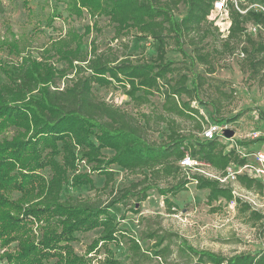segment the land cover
Segmentation results:
<instances>
[{"label":"trees","instance_id":"1","mask_svg":"<svg viewBox=\"0 0 264 264\" xmlns=\"http://www.w3.org/2000/svg\"><path fill=\"white\" fill-rule=\"evenodd\" d=\"M255 1L264 9V0ZM217 2L73 0L71 12L80 15L84 9L90 18H106L114 26L116 39L135 31L155 42V57L132 61L125 56L117 58L96 53L93 47L88 58L81 53L82 43L75 44L73 49L64 44L58 53L66 69L73 72V77L62 89L56 85L55 77L56 74H59L58 78L66 76V70L56 72L33 62L11 71L7 82L0 83V132L7 127L17 130L10 140L2 138L0 141V242L2 246L15 243L17 248L14 255L6 254L7 262L47 264L50 260V264H90L91 259L73 252L72 243L77 240V234L99 230V238L92 242L87 253L94 251L99 243L106 247L116 241L119 232L111 208L126 204L130 198L135 200L134 208L135 203L146 200L148 192L155 191L171 209L174 205L169 197L185 192L190 183L195 184L196 190L207 192L208 205L234 202L239 211L248 213L252 220L264 217L235 196L229 186H222L217 180L197 172L188 175L192 169L180 166V161L188 156L201 167L221 174L229 165L245 162L222 139L205 140L202 137L206 121L198 109L191 106V102L202 104L200 96L206 81L201 74H193L191 70L195 64L209 65V55L202 53L198 44L210 33L202 26L211 24L208 17L217 10ZM223 2L230 20L223 46L227 49L233 41L243 39L245 46L240 49L243 56L240 68L256 77L264 70V41L254 40L252 35L264 30V11H245V7L239 4L238 8L233 0ZM180 6L186 11L176 18ZM250 27H256V33H251ZM192 35L198 36V42L191 38ZM168 42L173 43L177 54L189 61L186 69L190 75L182 73L173 61L166 59ZM185 44L192 47V55L183 49ZM208 71V74L213 73ZM113 84L118 86L124 98L139 106L149 103L154 93L161 96L162 115L158 118L168 126L164 141H147L143 136V125L94 95L93 86ZM241 115L236 114L228 121H237ZM166 116L192 121L195 133L177 132L173 119ZM213 121L222 126L221 119ZM104 151L111 155L104 157ZM81 164L87 166L88 172L77 173ZM111 166L142 178L120 190L119 195L114 193L107 204L70 195L69 190L93 188L90 173L101 174L102 188L107 189L114 180ZM38 171H47L49 177L44 178ZM161 175L183 177L169 187H160L153 180ZM237 184L258 195L264 190V183L246 176H238ZM10 190L20 195L17 201L9 197ZM34 200L32 206L23 208ZM33 222L40 223L37 224L38 237L29 229ZM147 236L154 241L149 251L142 250L131 238L130 253L141 262L149 258L165 260L170 247L163 244L170 241L172 235L150 232ZM178 252L185 258V264H264V251L225 257L183 246Z\"/></svg>","mask_w":264,"mask_h":264},{"label":"rangeland","instance_id":"2","mask_svg":"<svg viewBox=\"0 0 264 264\" xmlns=\"http://www.w3.org/2000/svg\"><path fill=\"white\" fill-rule=\"evenodd\" d=\"M233 1L238 8L239 4L245 7V11H264L255 0ZM0 5V83L7 82V75L11 71L27 62H33L56 72L66 70V76L62 78H58L59 74L55 73L56 85L62 89L70 84L73 77V72L66 69L67 66L58 53L64 44H69V49H73L75 44L82 43L81 53L88 58L92 55L93 47L96 53L117 58L125 56L132 61H147L156 55L155 42L135 31L116 39L114 26L106 18H90L84 9L80 15L74 14L70 11L73 0H0ZM185 11V8L180 6L175 14L176 18L182 17ZM208 22L211 24L204 23L202 29H208L210 33L198 47L202 49V53L209 55V65L195 64L191 70L193 74H201L206 81L200 96L202 104L191 102V106L197 108L204 117L206 124L203 127L214 123L215 119H221L222 125L228 126V129L234 132L233 141L240 148L247 150L246 152L264 151V140H250L252 133H264V70L256 77L249 76L245 69L241 70L243 56L240 49L245 46L243 39L241 42L233 41L227 49L223 46L230 22L225 11H212ZM252 37L254 40L264 41V30ZM191 38L198 42L197 35H192ZM174 49L173 43L168 42L166 59L173 61L182 73L190 75L191 72L186 69L189 61L183 59ZM183 49L188 55L193 54L192 47L185 44ZM208 70L213 73L208 74ZM117 88L118 86L113 84L107 87L93 86L92 90L99 100L126 112L143 125V136L147 141H164L168 126L158 118L162 115L161 96L154 93L149 98V103L139 106L124 98ZM239 113L242 115L237 121H228ZM169 118L173 119L177 132L184 135L195 133L192 121ZM16 133L14 127H7L0 132V141L2 138L10 140ZM103 154L106 158L111 155L107 151ZM110 168L113 170L114 180L107 189L102 188L104 179L101 174L90 173L93 188L69 190L70 195L107 204L114 193L119 195L120 190L128 188L142 178L120 171L114 166ZM200 169L204 173L210 172L206 167ZM86 172L87 166L79 165L77 173ZM38 173L44 178L49 177L47 171ZM194 173V170H190L188 175ZM182 177L180 175L176 179L161 175L153 182L160 187H169ZM229 187L243 202L259 205V196L256 193L246 191L238 184ZM8 193L13 201H17L20 196L15 190ZM206 195V191H198L195 184L190 183L185 192L177 194L174 198L169 197L174 205L171 209L167 208L164 198L155 191L148 192L146 200L140 204L135 203L134 208L132 204L135 200L130 198L126 200V204L116 205L110 210L119 231L116 241L106 244V247L99 243L94 251L87 253L92 242L99 238V230L77 234V240L72 243L73 252L79 257L91 259L90 264H185V258L178 252L183 246L225 257L264 251V217L258 221L252 220L248 213L242 214L238 205L231 204L232 202L225 204L220 201L208 205ZM35 201L23 205V208L32 206ZM37 224L40 223L29 224V229H32L36 237L39 233ZM150 232L172 235L170 241L163 244L170 247V254L165 260L149 258L141 262L142 260L138 261V258L130 253L131 238L137 241L142 250L149 251L154 244L147 236ZM15 251V243L2 246L0 242V264H11L7 262L6 254L14 255ZM50 263L49 260L47 264Z\"/></svg>","mask_w":264,"mask_h":264},{"label":"built area","instance_id":"3","mask_svg":"<svg viewBox=\"0 0 264 264\" xmlns=\"http://www.w3.org/2000/svg\"><path fill=\"white\" fill-rule=\"evenodd\" d=\"M223 0H218L216 3V9L224 11L223 8ZM263 11V10H262ZM249 31L251 33H256V27H250ZM228 129V126L222 125L219 126L217 124H208L206 127L203 128L202 137L205 140H213L216 138H220L224 140L223 142H231L229 146L236 150L239 154L240 158L245 160L243 165H229L221 174H217L214 172H207L204 173L200 168L201 165L191 160L188 156H185L180 161V166L184 169H192L195 172L204 175L208 178L217 180L222 186H231L237 184L238 176H246L249 179L257 180L261 183H264V151L258 150L256 152H242L239 150V145L233 141L232 139H225L223 137V131ZM251 141L257 140H264V133L262 132H255L251 134L250 137ZM234 194V193H233ZM258 195V194H257ZM259 196V205H255L254 203H249L254 210L257 212L264 214V190L261 195ZM232 202L231 204H233ZM254 206V207H253ZM256 206V207H255Z\"/></svg>","mask_w":264,"mask_h":264},{"label":"water","instance_id":"4","mask_svg":"<svg viewBox=\"0 0 264 264\" xmlns=\"http://www.w3.org/2000/svg\"><path fill=\"white\" fill-rule=\"evenodd\" d=\"M223 137L225 138V139H232L233 137H234V132L232 131V130H229V129H225L224 131H223Z\"/></svg>","mask_w":264,"mask_h":264},{"label":"crops","instance_id":"5","mask_svg":"<svg viewBox=\"0 0 264 264\" xmlns=\"http://www.w3.org/2000/svg\"><path fill=\"white\" fill-rule=\"evenodd\" d=\"M239 150H241L242 152L247 151V150H245V149L240 148V146H239Z\"/></svg>","mask_w":264,"mask_h":264}]
</instances>
